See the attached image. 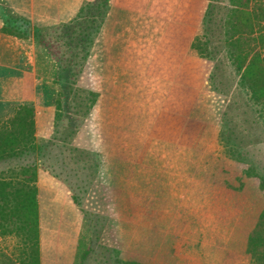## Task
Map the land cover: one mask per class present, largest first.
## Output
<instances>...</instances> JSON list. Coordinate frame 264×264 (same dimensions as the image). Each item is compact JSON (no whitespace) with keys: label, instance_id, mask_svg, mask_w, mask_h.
Instances as JSON below:
<instances>
[{"label":"rangeland","instance_id":"1","mask_svg":"<svg viewBox=\"0 0 264 264\" xmlns=\"http://www.w3.org/2000/svg\"><path fill=\"white\" fill-rule=\"evenodd\" d=\"M95 1L93 0L92 3ZM115 2L122 4L124 9L128 4L127 0H115ZM181 3L178 4L180 5L178 10L156 5L151 7L150 3V8L147 5L145 11L153 12L152 20L141 18L134 20V14L140 16V13L132 14L130 11L118 12L116 15L121 14L118 16L119 20L121 19V29L138 30L140 34H144L140 38L144 46L149 45L147 38H150L149 36L146 38V35L150 34L148 31H156V35L161 36L164 35L163 30L166 35L177 33L170 32L173 28H185L182 34L192 33L189 20L174 19L178 11L186 14L187 17L190 15L196 17L193 22L195 34L198 36L201 33L208 2L181 0ZM106 6L104 14L110 16L112 13L110 0H107ZM136 7L140 9L139 5ZM99 12L102 11L94 12L93 15L99 16ZM104 14L102 13L101 16ZM127 18L133 19L128 21ZM97 35L94 36L89 56L83 62L79 56L71 58L59 42L60 46L56 44L54 36L45 35L46 40L52 41L50 46H58V51L63 50L61 52L66 58L59 61L64 64L70 63L75 75L73 77H78L76 82L79 87L98 94L97 102L88 114L85 130L78 134L76 140V143H80L85 149L98 153L101 160L96 174L99 201L95 208L98 213L95 211V214L102 217L103 220L98 222L103 230L98 239L97 249L100 247L108 259L112 257L114 264L116 261L120 264L122 258L125 261L128 255L136 256L137 259L126 261L127 264H164L166 258H171L172 262L177 263L180 252L196 251L195 246L174 239L171 235L165 238V242H152L153 237L150 234L153 231L149 232V227H123L120 230L118 221L114 217L115 207L122 198L126 206L129 203L126 195L130 196L131 192L139 196L146 193L154 195V200H162L166 197L167 188L175 186L197 192L194 184L197 178L194 172L198 166L203 165L204 169H209L224 159H231V162L246 167L251 175V181L256 185L252 194L248 196L242 220L236 228L232 254H243L245 251L249 255L252 247L255 249L256 246L264 244V187L258 183L256 177L264 180V138L261 141L259 139V142L235 141V136L240 137V133L246 131V129H238L239 126L236 124L238 118L234 119V116L245 110L238 104L240 102L238 96L237 104L232 110V121L237 126L236 134H231L223 128L221 118L230 95L228 94L226 98L208 89V76L213 62L201 58L191 50L194 38L189 44L186 62L180 60V63H135L134 61L129 63L125 60L127 57H124V63H101L102 53L98 50V46L93 44ZM142 44L139 45L141 49ZM159 45L154 47L157 48ZM176 46L179 47L181 56L182 44L165 43L164 47L174 49ZM51 50L56 51L52 48ZM129 54L130 52L127 51L122 55ZM49 58L53 61V58ZM46 77V74H40L38 79L36 78L38 84L40 78L44 80ZM231 86L233 82L230 83V93L233 92ZM42 88L47 92L44 100L46 104L47 101L49 102V93L44 85ZM42 88L38 87V93ZM79 103L76 99L74 105ZM81 109L73 108L72 111ZM229 118L231 119V114ZM60 126L58 124L56 129H61ZM53 130L52 125L50 135ZM236 153H240V156ZM114 185L122 188L123 195L114 189ZM131 187L134 189L131 190ZM178 204L170 207V216L175 213ZM149 212L157 214L152 210ZM161 218L162 220L154 223L156 227H153V230L158 233L156 236L153 235L157 237L154 238L155 240H161L162 238L158 237L162 235L163 230L167 231V212L162 213ZM237 237L241 240L236 241ZM238 241L242 246H239ZM0 243L1 247H12L16 241L6 238L0 240ZM169 263L170 261L167 260V264ZM89 264H94L92 257Z\"/></svg>","mask_w":264,"mask_h":264},{"label":"crops","instance_id":"2","mask_svg":"<svg viewBox=\"0 0 264 264\" xmlns=\"http://www.w3.org/2000/svg\"><path fill=\"white\" fill-rule=\"evenodd\" d=\"M92 1L0 0V102L33 105L36 137L47 138L50 135L54 110L48 101L44 103L47 92L42 88L43 78H40L39 84L37 80L40 74L47 75L46 70L52 61L44 55L43 48L34 41L33 36L62 35L61 30L69 27L74 29L70 34L82 36L87 34L89 37L91 33H87L85 29L80 30L81 22L84 20L80 14ZM127 2L124 9L122 4L110 0L112 13L110 16L104 14L99 20L100 29L95 39L97 43L93 44L98 46V50L102 53L100 57L103 59L100 62L124 63L125 60L129 63L130 61L180 63V60L186 62L189 44L197 36L193 22L196 17L192 15L187 17L186 14L178 11L174 19L189 20L192 33L182 34L185 28H173L170 32L177 33L166 35L163 30L164 35L161 36L156 35V31H148L150 34H147L146 38L148 36L150 38H147L149 45L144 46L140 39L144 34H140L138 30L121 29V19L118 18L121 14L116 15L118 12L130 11L132 14L140 13L141 17L134 14V20L139 18L152 20L153 12L145 11L147 5L151 3V7L156 5L178 10L180 8L178 4H182L181 0H127ZM136 5H139L140 9ZM171 15L174 16V13L171 12ZM261 34H264V23ZM165 43L182 44L181 56L178 46L170 49L164 47ZM140 44L142 49L139 48ZM157 45L159 46L155 48L154 46ZM252 47L261 50L264 54V42H252ZM127 51L130 52L129 55H122ZM124 57L127 59L124 60ZM144 58L146 59L142 60ZM39 86L42 90L40 89L38 93ZM217 163L209 169H204L203 165L198 166L194 172L197 178L194 183L197 192L175 186L167 188L166 197L162 200H154V195L148 193L139 196L131 192L130 196L126 195L129 203L124 206L122 198L118 203L116 202L114 211L120 230L123 227H149V232L153 231L150 236L153 237L151 241L154 243L165 242V238L171 235L174 239L196 247L194 252H180L177 263L172 262L171 258H166L170 261L169 264H264L262 250L264 244L256 246L257 251L252 247L249 255L245 251L243 254H232L236 228L242 220L248 196L252 194L256 185L251 181V175L246 167L226 159ZM36 186L40 264H74L82 221L81 213L72 203L67 189L46 172L38 171ZM114 186V189L123 195L122 188ZM133 189L134 187H131V190ZM174 204L178 206L175 207V213L170 216V207ZM154 205H156L155 209ZM150 210L157 214H151ZM160 212H167L168 226L167 231L163 230L162 235L158 237L162 239L155 240L154 238L157 237L154 236L158 233L153 227H156L154 225L156 221L162 220ZM237 240H241L240 237H237ZM238 242L239 246H242L240 241ZM236 245L238 246L237 242ZM193 246L191 247L194 248ZM126 258L125 261L124 258L120 259V264H127L126 261L137 259L133 255H128ZM167 260L164 264H167Z\"/></svg>","mask_w":264,"mask_h":264},{"label":"trees","instance_id":"3","mask_svg":"<svg viewBox=\"0 0 264 264\" xmlns=\"http://www.w3.org/2000/svg\"><path fill=\"white\" fill-rule=\"evenodd\" d=\"M205 1L208 5L201 33L194 38L191 50L213 62L208 89L226 98L230 95L222 114V127L236 134L232 110L238 96V104L245 110L234 119L238 118V123L235 122L238 129L246 131L234 139L239 143H247V140L259 142L264 138V54L253 48L252 42H264V34H261L264 0ZM106 2L96 0L89 3L80 14L84 17L80 30L91 33L89 37L87 34L72 35L70 32L74 29L69 27L61 30L62 35L49 36H54L56 44L60 46V43L71 58L79 56L82 62L85 61L98 33L101 14L106 11ZM100 10V18L93 15ZM33 39L43 48L46 57L53 58L42 82L49 93V105L54 110V130L50 137H36L33 105L0 102V240L16 241L12 247H1L0 243V264H40L36 186L39 170L67 189L72 203L81 213L74 264H89L90 257L94 264H114L112 257L108 259L100 247L97 249L103 230L98 222L103 219L95 214L99 201L96 174L101 165L100 155L76 143L78 134L85 130L88 114L94 108L98 94L79 87L78 77H73V67L70 63H60L59 59L66 57L61 52L63 50L58 51V46H50L51 39L46 40L43 34L34 35ZM232 82L233 92L230 93ZM76 99L80 103L75 106ZM73 108L82 109L73 112ZM58 124L61 129H56ZM256 177L264 187V180ZM116 264L119 263L116 261Z\"/></svg>","mask_w":264,"mask_h":264}]
</instances>
